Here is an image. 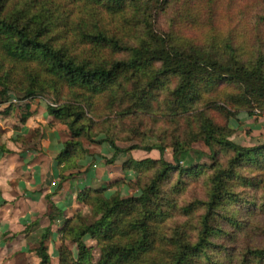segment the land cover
<instances>
[{"label":"trees","instance_id":"1","mask_svg":"<svg viewBox=\"0 0 264 264\" xmlns=\"http://www.w3.org/2000/svg\"><path fill=\"white\" fill-rule=\"evenodd\" d=\"M221 1L0 0V105L12 96L53 97L57 105L44 106L68 134L56 155L57 188L84 172L81 137L110 147L106 163L134 149L158 151L122 163L136 177L114 184L135 193L85 187L76 201L89 213L68 218L50 205L49 226L33 237L38 264H49L55 219H62L57 264H264V245L248 242L264 236V142L238 144L229 125L239 112L264 113V6L254 27L243 8L249 14L222 32L213 24ZM109 111L122 119L146 114L165 127L155 143L120 147L107 131L91 133ZM40 136L34 128L12 140Z\"/></svg>","mask_w":264,"mask_h":264},{"label":"crops","instance_id":"2","mask_svg":"<svg viewBox=\"0 0 264 264\" xmlns=\"http://www.w3.org/2000/svg\"><path fill=\"white\" fill-rule=\"evenodd\" d=\"M22 109L25 111L21 115H26L22 122L16 115L18 109L8 107L2 111L3 114L0 112V145H5L9 150L4 152L0 149V264H38L39 258L35 253L37 242L33 237L37 239L36 231L49 226L50 205L54 204L63 212V218H68L76 210L86 208L76 201L78 191L89 186L105 187L103 183L95 185L97 180H101L109 184L105 191L109 195L113 192L112 188L120 190L126 186L124 183L111 185L115 182L114 178L119 179L122 173L126 181L133 174L130 170L124 174L120 172L117 167L122 162L118 163V159L113 163L104 161L103 164V155L88 151L78 161L80 171L84 172L76 179L63 181L57 188L61 163H58L56 155L68 136L66 127L53 119L42 103L27 102L24 107H19V110ZM14 124L18 126L17 129L13 128ZM229 125L235 130V135L242 127H248L250 135L255 129L264 127L263 122L255 123L252 116L245 112L230 118ZM34 128L40 129L41 136L31 144L7 139L13 134L28 137ZM101 146L105 152H111L107 144ZM46 195H50L49 199ZM34 221L37 228L27 229ZM61 223L62 219H55L50 227L52 233L47 242L49 264H57V237Z\"/></svg>","mask_w":264,"mask_h":264},{"label":"rangeland","instance_id":"3","mask_svg":"<svg viewBox=\"0 0 264 264\" xmlns=\"http://www.w3.org/2000/svg\"><path fill=\"white\" fill-rule=\"evenodd\" d=\"M220 3L221 4L217 7V15H215V17L213 19V21H214L213 24L218 30H220L222 32L226 31V26L228 27V25H230L231 23H235L239 19V15L243 16V15L248 13V11L246 9H243V8L249 9V13L251 15L247 16L246 18H248L251 21V23L249 24V27L250 28L254 27L255 24L252 23L253 15L257 14L258 11L261 12L262 7L264 6V0H235L234 3H230L228 6H227L228 0H222ZM252 4H254V7ZM240 11H242L243 13L240 14L239 13ZM222 14H225L228 17L222 18ZM238 21H240V20H238ZM156 26L159 27L160 29H163V30L166 28L164 17L160 16L156 20ZM53 101H54L53 97L49 96V95L35 96V97L27 98L24 100L15 99L12 96L8 102L0 105V109H1L0 112L2 113V111L4 109H8V107H11V108L13 107V109L14 108L18 109L16 112V115L19 116V118H20L22 112H24L25 110L24 109L19 110V107L20 106L24 107V105L27 102H30V103H37L38 102V103H42V104L57 105V103H55ZM112 112L113 111L103 113L100 116L101 118H99V119L95 118V120H98V121H96L98 124L93 126L91 133L94 134V133H98L99 131H107L108 136L112 137L115 140L116 144L119 145L120 147H128L129 145H132V144L145 145L147 143H155L158 141L157 136L160 137L161 130H163V128L165 127L162 124H153V120H152L153 118L151 116L146 115V114L139 113V114H135V115L126 117L125 119H122L117 114H114ZM107 116H110V117H107ZM252 118H253V121H255V123H259V122L264 123V113L263 112H261L258 116H255V117L252 116ZM108 119H110L111 121H108ZM11 121H12V118H11ZM13 128L17 129L18 126H16L14 124ZM250 132L251 131L248 129V127H242L240 132H238V133L236 132V135H235V130H233V133H232L230 138H231V140H233V141L235 140L236 142H239L241 145H245V146H251V145H255V144H259V143L264 142V127L255 129V131L253 132V135H250ZM30 133H31V131L29 132V134ZM16 136L17 135L13 134L11 136H8V137L6 136V137H7V139L10 138V140L13 141L12 139L15 140ZM0 137H2V133H0ZM67 138H68V136H67ZM93 139H95V141H96V139H98V137L97 138L95 137ZM13 142H18V141H13ZM81 142H82L83 147L85 149H87L88 151H90L91 153H98L99 155H103V157H110L111 156V152H105L106 150L104 148H102L101 144H99L97 142H92L86 137H81ZM0 146L4 147L5 145L2 144ZM192 147L195 150H199V151L201 150L205 153H208L207 147L201 142L194 143L192 145ZM129 156H133V158H135L136 160H140V159L145 158V157L157 158L158 157V151L156 149H151L149 151H145V150H141V149H134L132 151L127 152L126 154L119 155V158L117 157L116 159L119 160L118 163L119 162L123 163ZM165 159L168 161H171V149L170 148H167L165 150ZM79 160H81V159H78L77 162ZM206 160L207 159L202 158L201 162L206 161ZM101 163L104 164V158L101 160ZM122 163H120V165H118L117 168L120 172H123V174H124L125 170L122 167ZM181 164H186V162L183 160V162ZM130 171L133 174L129 179H126V181H131V180L135 179V177H136V173L132 170H130ZM120 176L122 177V173L120 174ZM121 177H119V179L124 178V176L122 178ZM114 179H115L114 181L119 180L118 178H117V180H116V178H114ZM98 181L99 180H97L95 185L100 186L101 183L105 184V187H102V188H105V191H106V187H108L107 185H109V184L104 183L101 180L99 182ZM111 185H114V183ZM112 189H113L112 190L113 192L118 191L120 193V195H122V196H129L132 193H135V191H136L135 189H131L127 185L124 187H121L120 190L119 189L116 190V188H112ZM191 192H192V190L190 192H187V194L185 195V198H188L190 196ZM195 192L198 196L202 195V193L198 187L196 188ZM85 207L86 208H84L81 211L85 214H88L89 209L87 206H85ZM86 242L89 246L93 247L94 256L97 258L98 248L94 245V242L90 238H87ZM248 242H250L251 245H264V236H262L260 238L257 237V238H254L252 240H248Z\"/></svg>","mask_w":264,"mask_h":264}]
</instances>
